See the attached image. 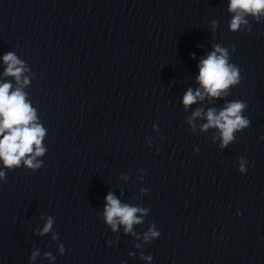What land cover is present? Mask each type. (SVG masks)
<instances>
[{
	"label": "clouds",
	"instance_id": "clouds-1",
	"mask_svg": "<svg viewBox=\"0 0 264 264\" xmlns=\"http://www.w3.org/2000/svg\"><path fill=\"white\" fill-rule=\"evenodd\" d=\"M228 11L233 13L229 25L231 31L240 30L242 25L246 31H251V25L246 17L251 16L259 22L264 16V0H229ZM212 25L215 28L216 22L212 21ZM3 61L7 65L4 75L14 77L20 86L15 91H10L12 88L10 83H0V162L9 170L19 167L21 163L30 169H37L41 165L36 158L45 153L42 146L45 129L36 122V110L26 100V94L22 91V87L29 84L27 77H24L21 83V76L26 71L24 63L12 52L5 54ZM198 67L197 81L203 93L199 89L195 92L191 88L188 89L183 97L186 109L198 99H204L205 95L212 98L221 97L230 87L238 85L241 81L240 69L229 63L228 50L218 44L213 45V51L200 61ZM246 108L245 102L237 100L229 102L219 113L215 109H210L206 113L207 123L202 125V129L217 128L222 140L220 147L225 148L235 139V132L249 126V119L242 114ZM200 115L201 110L198 109L193 113V118ZM244 163V159L241 158L239 169L241 173L246 171ZM5 179V172L0 171V180ZM138 212L146 213L147 210L121 204L112 193L106 196L103 216L113 231H117L118 225H123L126 233L132 232L133 225L142 222L137 217ZM52 223V218H49L40 235L48 233ZM154 227L153 225L144 234L145 241L160 236V232L155 231ZM53 239L56 237L53 236ZM60 251L64 252L62 245ZM37 255L38 252H33L30 259L34 260ZM46 255L50 257L51 254ZM145 259L151 260V257Z\"/></svg>",
	"mask_w": 264,
	"mask_h": 264
}]
</instances>
